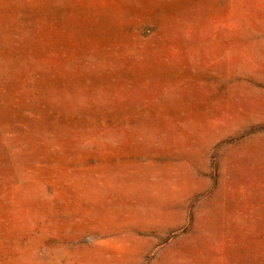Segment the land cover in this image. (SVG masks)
Segmentation results:
<instances>
[{"label": "rangeland", "instance_id": "rangeland-1", "mask_svg": "<svg viewBox=\"0 0 264 264\" xmlns=\"http://www.w3.org/2000/svg\"><path fill=\"white\" fill-rule=\"evenodd\" d=\"M0 264H264V0H0Z\"/></svg>", "mask_w": 264, "mask_h": 264}]
</instances>
